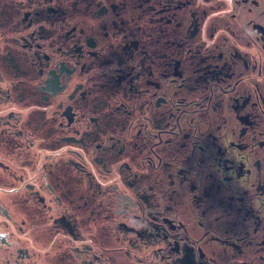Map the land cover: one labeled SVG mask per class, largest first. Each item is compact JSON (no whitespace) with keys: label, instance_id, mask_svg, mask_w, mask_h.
<instances>
[{"label":"flooded vegetation","instance_id":"af4514ba","mask_svg":"<svg viewBox=\"0 0 264 264\" xmlns=\"http://www.w3.org/2000/svg\"><path fill=\"white\" fill-rule=\"evenodd\" d=\"M0 264H264V0H0Z\"/></svg>","mask_w":264,"mask_h":264},{"label":"rangeland","instance_id":"374dc122","mask_svg":"<svg viewBox=\"0 0 264 264\" xmlns=\"http://www.w3.org/2000/svg\"><path fill=\"white\" fill-rule=\"evenodd\" d=\"M129 259H131L134 262H137V261L140 260V257H132V258H129ZM122 261H123V259H122Z\"/></svg>","mask_w":264,"mask_h":264}]
</instances>
